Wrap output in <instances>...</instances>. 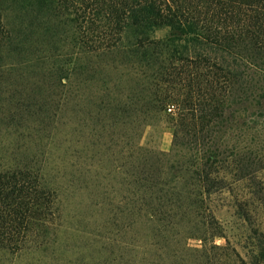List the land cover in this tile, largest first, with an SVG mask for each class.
Masks as SVG:
<instances>
[{
	"label": "trees",
	"instance_id": "16d2710c",
	"mask_svg": "<svg viewBox=\"0 0 264 264\" xmlns=\"http://www.w3.org/2000/svg\"><path fill=\"white\" fill-rule=\"evenodd\" d=\"M91 174L93 264H264V0H0V251Z\"/></svg>",
	"mask_w": 264,
	"mask_h": 264
},
{
	"label": "rangeland",
	"instance_id": "374dc122",
	"mask_svg": "<svg viewBox=\"0 0 264 264\" xmlns=\"http://www.w3.org/2000/svg\"><path fill=\"white\" fill-rule=\"evenodd\" d=\"M168 33V28L162 27L156 29L153 35L155 37H163ZM63 44L64 42L61 40L56 43V47H53L54 50L57 49L56 51L60 55L63 52L67 54L70 51L65 46L62 47ZM24 54L13 55L10 60L22 62L26 58L36 57V55L33 56L30 53ZM172 134V129L165 122H162L157 125L152 134H147L144 140H152V143H155L157 147L168 151L172 144ZM76 146L78 147L79 145ZM47 175L48 177L49 175L51 178L53 177L52 174L47 173ZM76 182L78 185L81 184L80 188L70 186L71 182H69L68 177L67 179L63 178L59 185L62 189L60 201L62 216L59 220V230L55 233L56 237H58L57 244L54 246L52 241H50L48 244L43 245L40 250L34 251L33 248L20 250L15 253L5 250L0 251V264H93L92 230H94L98 221L106 217L109 205L104 208L103 204L99 205V202H95V199H97L96 180L93 174L89 176L88 186L83 187V183L80 181ZM216 241L220 243L221 239ZM188 242L191 246L200 245V240L196 237L189 238ZM236 244L241 248L238 243ZM239 244L242 243L239 242Z\"/></svg>",
	"mask_w": 264,
	"mask_h": 264
}]
</instances>
